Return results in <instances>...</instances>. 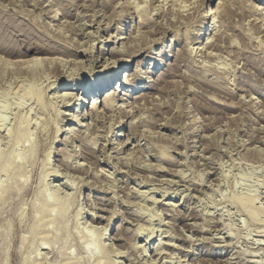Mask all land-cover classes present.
Segmentation results:
<instances>
[{
	"label": "rangeland",
	"instance_id": "374dc122",
	"mask_svg": "<svg viewBox=\"0 0 264 264\" xmlns=\"http://www.w3.org/2000/svg\"><path fill=\"white\" fill-rule=\"evenodd\" d=\"M201 1L180 7L162 0H0V264H264V68L251 65L264 64V33L253 34L264 24V0H227L231 24L214 15L223 0ZM125 17L131 28L120 41L113 37ZM186 17L197 31L178 27ZM201 27L203 43H190ZM138 35L151 48L123 56ZM218 37L230 49L210 58L207 48ZM40 43L45 54L29 52ZM68 45L66 53L54 49ZM102 50L110 53L103 58ZM179 50L189 61L169 56ZM57 58L65 71L48 67ZM114 59L130 60L129 67L104 71ZM161 60L168 62L164 75L152 79L169 81L168 91L139 83L155 86L127 102L117 92V107L105 116L101 107L98 118L86 115L90 103L77 100L92 103L94 94L63 100L73 78L87 89L117 78L124 93L131 84L124 79L138 80ZM202 77L212 90H202ZM51 169L58 177L44 181ZM247 197L256 211L236 201Z\"/></svg>",
	"mask_w": 264,
	"mask_h": 264
},
{
	"label": "bare ground",
	"instance_id": "6f19581e",
	"mask_svg": "<svg viewBox=\"0 0 264 264\" xmlns=\"http://www.w3.org/2000/svg\"><path fill=\"white\" fill-rule=\"evenodd\" d=\"M151 1H155V0H151ZM157 1V0H156ZM233 1V0H232ZM162 2L164 3H171V5H180V7L181 6H183V7H188V5L189 6H191V5H193L194 4V2H193V0H162ZM183 2H184V5H183ZM201 2H203L204 3V0H202ZM229 2H230V0H229ZM229 2L227 1V0H223L221 3H220V5H218V7H217V9H216V12L214 13V15L215 14H217V15H219L218 17L219 18H226L227 19V22H229V24H231L232 22H233V12L234 11H232V7H231V5L229 4ZM164 3V4H165ZM187 4V5H186ZM108 5V4H107ZM111 5V4H110ZM166 5H168V4H166ZM203 5V4H202ZM202 5L201 6H198L199 7V10L201 11V9H203L202 8ZM233 6V5H232ZM176 7V6H175ZM182 7V8H183ZM157 9V8H156ZM140 10V9H139ZM63 13H65V12H63ZM67 13V12H66ZM113 14H115V13H113ZM74 15H77V14H74ZM79 15V14H78ZM153 15V14H152ZM213 16V15H212ZM253 16V15H252ZM112 17V16H111ZM139 17H142L143 19H144V15H143V13H141V12H139ZM183 17V16H182ZM177 18V17H176ZM215 18V17H214ZM174 19V18H173ZM183 19V18H182ZM119 20V18H118V15L116 14V15H114L112 18H111V20H110V22H117ZM236 20V19H235ZM123 21L126 23L125 25L124 24H122V25H120V26H118V34L119 33H121L122 31H124L125 30V32H128L129 31V27L131 26V24H130V20H127V17H125L124 19H123ZM142 21V20H141ZM169 21V20H168ZM261 21V20H260ZM176 22V21H175ZM215 22V21H214ZM142 23H145V21H143ZM2 24V23H1ZM78 24V23H77ZM146 24V23H145ZM173 24V23H172ZM188 25L189 27L188 28H194L196 31H197V25H196V27L194 26V22H193V19H192V17H186L185 19H184V21H181V19L180 20H177V25H178V27H180V26H182V25ZM239 24V23H238ZM248 24V23H247ZM251 24V23H250ZM261 24V23H260ZM174 25H176V24H174ZM221 25H223V24H221ZM3 26V25H2ZM5 27H7V26H5ZM84 27V26H83ZM3 28V27H2ZM131 28V27H130ZM146 28V27H145ZM235 28V27H234ZM7 30L8 28H4L3 29V31L4 30ZM14 29V28H13ZM16 29V28H15ZM227 29V28H226ZM233 29V28H232ZM224 30H225V28H224ZM199 31V34H198V38L195 40V41H193V38H191L190 37V43H191V41H192V43L193 44H198V43H203V40L202 41H199L200 40V38L203 36V27H201V29L200 30H198ZM217 31V30H216ZM234 31V30H233ZM241 31V30H240ZM250 31V30H249ZM252 31V30H251ZM11 32H13V31H11ZM62 32V31H61ZM151 32V31H150ZM154 32H156V30L154 31ZM153 32V33H154ZM191 32V31H190ZM219 32V31H218ZM222 32V31H221ZM236 32V31H235ZM253 32V31H252ZM195 31H193V34L195 35ZM264 33V24H263V26H261V27H257L256 28V30L253 32V34H256V35H259V34H263ZM9 34H11V33H9ZM245 34V33H244ZM252 34V35H253ZM4 35V32H2L1 33V35H0V41H2L3 40V36ZM12 35H14V34H12ZM22 35V34H21ZM24 35V34H23ZM120 36H115V37H113V38H118L119 37V40L121 41V40H124L125 39V37H124V34H119ZM177 35H179V34H177ZM231 35V34H230ZM247 35H249V34H247ZM251 35V34H250ZM249 35V36H250ZM5 36H7V34L5 35ZM14 36H16V35H14ZM8 37V36H7ZM33 37V36H32ZM228 37V36H227ZM246 37V36H245ZM263 37H264V35H263ZM6 38V37H5ZM4 38V39H5ZM27 38V37H26ZM37 38V37H36ZM35 38V39H36ZM129 38V37H128ZM131 38V37H130ZM130 38H129V40H130ZM219 38V37H218ZM226 38V37H225ZM224 38V39H225ZM248 38V37H247ZM16 39V38H15ZM24 39V38H23ZM22 39V40H23ZM205 39H207L206 37H204V40ZM216 39V38H215ZM219 39H221V37L219 38ZM222 39H223V37H222ZM221 39V41L220 40H218V41H220V43H217V44H215V43H213V45H210L209 46V48H207L208 50L209 49H212V52H210L209 53V57L210 58H213L211 55L213 54V52L214 51H217V52H223V53H226L225 52V50H228V49H230V45H229V41L227 42L226 40H222ZM243 39V38H242ZM251 39V38H250ZM250 39L248 38V40L250 41ZM6 40V39H5ZM12 40V39H11ZM21 40V39H20ZM26 40H28V39H26ZM34 40V39H33ZM33 40H32V42H33ZM38 40H39V38H38ZM41 40V39H40ZM178 40H180V39H175L173 42H176V41H178ZM229 40V39H228ZM4 41V40H3ZM3 41H2V43H3ZM7 41H8V39H7ZM42 41V40H41ZM103 41V40H102ZM189 41H187L188 43H189ZM209 41V40H208ZM16 42V41H15ZM31 42V41H30ZM69 42V41H68ZM152 42V41H151ZM211 42V41H210ZM216 42V41H215ZM245 42V41H244ZM1 43V42H0ZM28 43V42H27ZM35 43H37L36 42V40H35ZM128 43V46H127V48H125V50H119L122 54H123V56H132L134 53H136V52H139L138 54H140V52L141 51H145V49L147 48V47H150V43L149 42H147V40H145V38L144 37H142L141 35H138L136 38H134V40H132V38H131V43L129 44V42H127ZM189 43V44H190ZM249 43V42H248ZM257 43V42H256ZM24 44H25V41H24ZM33 44H34V42H33ZM41 44V43H40ZM65 44H67V43H65ZM72 44V43H71ZM188 44V45H189ZM211 44V43H210ZM244 44V43H243ZM246 44H247V42H246ZM261 44H262V42H261ZM2 45H5V44H2ZM7 45H9V44H7ZM6 45V46H7ZM12 45H13V43H12ZM16 45V44H15ZM37 46H34V47H32V48H30L31 50L29 51L30 53H33V54H43L44 53V51L43 50H45V48H44V46H42V44H41V46L42 47H39L40 45H38V44H36ZM44 45V44H43ZM54 45V44H53ZM56 45V44H55ZM78 45H79V43H78ZM207 45V44H206ZM1 46V45H0ZM57 46H59V44L57 45ZM60 46H62L61 44H60ZM77 46V45H76ZM241 46H243V45H241ZM244 46H245V44H244ZM243 46V47H244ZM15 47V46H14ZM64 47V46H63ZM78 47V46H77ZM191 47V46H190ZM204 47H206V46H204ZM233 47V46H232ZM249 47V46H248ZM253 47V46H252ZM261 47V46H260ZM1 48V47H0ZM9 48V47H8ZM70 48H71V46H65L64 47V50L63 49H61V48H59V47H54V49L56 50V52L58 51V52H61V53H66V52H68L69 50H70ZM73 48H75V44H74V47ZM89 48V47H88ZM93 48V47H92ZM151 48V47H150ZM203 48V47H202ZM201 48V49H202ZM251 48V47H250ZM254 48V47H253ZM89 49H91V48H89ZM148 49V48H147ZM192 49V48H191ZM200 49V48H199ZM255 49V48H254ZM2 50V49H1ZM7 50V49H6ZM53 50V49H52ZM51 50V51H52ZM73 51H75V49H72ZM84 50V49H83ZM93 50V49H92ZM92 50H91V52H92ZM198 50V49H197ZM243 50V49H242ZM111 52H112V50H110ZM117 51V50H116ZM201 51H203V50H201ZM206 51V50H205ZM239 51V50H238ZM47 52V51H46ZM56 52H54V53H56ZM77 52V51H76ZM83 53H87L88 52V49H87V51H86V49L84 50V51H82ZM91 52H90V54H91ZM93 52H94V50H93ZM115 52V51H114ZM235 52V51H234ZM233 52V53H234ZM240 52H241V50H240ZM108 53H110V52H108ZM107 52H105V50H102V54H103V58L105 57V55L106 54H108ZM150 53L151 54H159V53H155V51H153V50H151L150 51ZM190 53V52H189ZM193 53V52H192ZM45 54V53H44ZM89 54V53H88ZM137 54V55H138ZM206 54H207V52H206ZM87 55V54H86ZM137 55H135V56H137ZM188 54H187V50H179L178 52H176L175 53V55L173 56V55H169L170 57H173V58H175L176 57V62L178 61V62H182V63H186L187 61H189V58H188V56H187ZM215 55H217V54H215ZM215 55H213V56H215ZM205 57V56H204ZM154 59V57H150V59ZM1 59V58H0ZM61 59V58H60ZM129 59V58H128ZM38 60V58H36V57H32V58H30L29 59V63H33V65H35V66H37V61ZM40 60V59H39ZM49 60V59H48ZM59 59L57 58V59H51L49 62H48V67H51V66H53V67H55V69H61L62 71H65V69H66V66L63 64V63H61V62H59L58 61ZM62 60V59H61ZM60 60V61H61ZM115 60V59H114ZM113 60V62H112V64H110L108 67H106L105 68V70L104 71H106V70H109L111 67H112V65H113V67L115 68V71H120V70H122L123 68H128L129 67V64H130V60H127V59H118V60H115L114 61ZM210 60V59H209ZM213 60V59H212ZM69 61V60H68ZM92 62H95V59L93 60H91ZM109 61V60H108ZM65 62V61H64ZM76 62V61H75ZM256 61H254V64H251V65H254V67H256L257 69H261V71L263 70V66H264V64H260L259 62H257V63H255ZM191 63V62H190ZM201 63V62H200ZM65 64H68V63H65ZM166 65H168V62L167 61H159V62H157V63H154V64H152V65H150L149 67H147L146 68V71L144 70V72H143V74H142V76L137 80V78L136 79H132L131 78V80H125L124 79V85H128V84H130V85H128V87L125 89L126 90V92H122L121 91V86H118V80L119 79H117V78H113V77H108V78H106V81L104 82V83H102V84H99L98 86H95V87H92V88H88L87 89V86L85 85V83H84V79H79V81H77V80H75V78H73L72 80H70V82L69 83H71V81L72 82H74V84H72V85H70L71 87L69 88L70 89V91H68V92H66V90L64 89L63 91L65 92L64 94H63V100L65 99V100H68V102H69V100H70V104L72 103V100H74L75 98H78L77 96H79V95H90V94H94V96H93V98H92V103H91V101L90 102H88L87 101V98H86V100L84 99H77V100H80V101H82V102H84V103H90L91 104V107H90V110H87V111H85V113H86V115H88L89 114V116H90V114L92 115V116H94V118L95 117H97L98 118V116H97V114H100L99 113V111L102 109L101 107H103V110L106 112L105 114L104 113H101V115L102 114H104V116L105 115H107V112L110 114V112H112V111H114V109L117 107V105L115 104V100L116 99H118L119 98V95L117 94V92H120V95L122 94L123 95V97L124 98H122V99H120L121 101H128V97H131L132 99H134L138 94H141V92H139V90H144V89H152L153 88V86H155V84H157L158 83V81L157 80H153L152 78H154L156 75H158V74H162V75H164L161 71H163L164 69H163V67L161 68V66H166ZM38 66L40 67V65L38 64ZM208 66V65H207ZM206 66V67H207ZM59 67V68H58ZM204 67H205V65H204ZM47 69V68H46ZM76 69V68H75ZM75 69H73V70H75ZM79 69V68H78ZM54 71V70H53ZM52 71V72H53ZM76 71V70H75ZM103 71V72H104ZM139 71V70H138ZM176 71H177V69L175 70V73H176ZM50 72V71H49ZM68 72V69H67V71H66V73ZM174 72V71H173ZM54 73V72H53ZM169 73V72H168ZM175 73H173L172 75L174 76V74ZM38 74V73H37ZM44 74V73H43ZM45 74H46V72H45ZM73 74H75V72L73 73ZM113 74V73H112ZM112 74H111V76H112ZM39 75V74H38ZM41 75V74H40ZM48 75V74H47ZM46 75V76H47ZM52 75H54V74H52ZM161 75V76H162ZM169 75V74H168ZM171 74H170V76H172ZM172 76V77H173ZM176 76V75H175ZM38 77V76H37ZM40 77V76H39ZM118 77V76H117ZM126 77V76H125ZM184 77V76H183ZM201 77V76H200ZM199 77V78H200ZM202 78H205V77H202ZM39 79V78H38ZM113 79L114 80H116V86L115 85H113ZM167 79V78H166ZM159 80V79H158ZM168 81V80H167ZM0 82H1V80H0ZM150 82H153V83H155L154 85H152V86H148V85H144V86H142V84H139V83H146V84H149ZM167 83H169V81L168 82H166L165 80L162 82L161 81V83H158V86L159 87H161L160 88V90L161 89H166L165 87H167L166 86V84ZM201 84V85H200ZM200 86H201V88H202V90L204 91V92H208V89L210 88L211 90H212V87H213V85H212V83H210L208 80H206V78H205V80L204 79H202V80H200ZM69 85V84H68ZM110 85H112L111 87H110V89H107V87L109 88V86ZM170 85V84H169ZM215 85V84H214ZM40 87V86H39ZM38 87V88H39ZM38 88H36V89H38ZM42 88V87H41ZM41 88H40V90H41ZM157 88V87H156ZM67 89V88H66ZM68 89V90H69ZM168 89H169V87H168ZM220 89H222V88H220ZM157 90V89H156ZM159 89H158V91H160ZM210 90V91H211ZM216 90V89H215ZM214 90V91H215ZM218 91H219V89H217ZM217 90H216V92L215 93H217ZM227 90V89H226ZM241 90V89H240ZM39 91V90H38ZM166 91H168L167 89H166ZM225 91V90H224ZM36 92V93H35ZM35 92H33L32 94H30L33 98H36V103H38V106H39V104L41 103L42 104V98H41V96H40V92L38 93L37 91H35ZM162 92V91H161ZM163 92H165V91H163ZM60 93V92H59ZM142 93H144V92H142ZM160 93V92H159ZM221 93H223L222 91H220V93H218L217 95H219V97H221L223 94H221ZM132 94V95H131ZM43 95V94H42ZM62 95V94H61ZM142 95V94H141ZM221 95V96H220ZM59 95H57V97H58ZM54 98H55V96H54ZM58 98H60V97H58ZM58 98H57V100H58ZM59 100H61V104H64L63 103V101H62V99H59ZM75 101V100H74ZM134 101V100H133ZM117 102V101H116ZM147 102V101H146ZM66 104V103H65ZM70 104H68V106L70 105ZM118 104V103H117ZM129 104V103H128ZM128 104L126 105V106H120V105H118L119 106V109L121 110L122 108H124V109H127V107H128ZM133 104V103H132ZM210 104V103H209ZM146 105V104H145ZM67 106V105H66ZM136 106H137V104H136ZM139 106V105H138ZM137 106V107H138ZM137 107H135L134 106V108H133V110H135ZM142 107V106H141ZM101 108V109H100ZM100 109V110H99ZM123 109V110H124ZM102 110V111H103ZM132 110V111H133ZM101 111V112H102ZM103 111V112H104ZM117 112H118V109L116 110ZM158 111V110H157ZM124 112H126V114L125 115H127V113H129V112H127V110L125 111L124 110ZM159 112V111H158ZM37 113V112H36ZM77 113H79V111H77ZM85 113H83L82 114V119L85 117ZM113 113H115V112H113ZM119 113V112H118ZM121 113V112H120ZM123 113V112H122ZM60 114H62V113H60ZM159 114V113H158ZM80 115H81V113L80 114H78L77 116L75 115V116H73L72 115V117H71V119H70V121L71 122H78L79 121V117H80ZM123 115V114H122ZM125 115H124V117H125ZM130 115V114H129ZM65 116H70L69 114H66ZM91 116V117H92ZM104 116H100L101 117V119L102 118H104ZM99 117V118H100ZM120 117H121V114H120ZM180 117V116H179ZM26 118V117H25ZM107 118V117H106ZM106 118H104L105 120L104 121H106ZM101 119H99L98 120V122H100L99 124H101ZM103 120V119H102ZM1 121L2 120H0V130L2 129V127H3V125L1 124ZM117 121V120H116ZM161 121V120H160ZM96 122H97V119H96ZM122 122V121H121ZM25 124V123H24ZM105 124V123H104ZM195 124V123H194ZM97 125V124H96ZM149 125V124H148ZM168 124H166V125H164V126H167ZM23 126V125H22ZM30 126V125H29ZM111 126V125H110ZM113 126V125H112ZM115 126V125H114ZM116 127V126H115ZM194 127V126H193ZM14 128V127H13ZM210 128V127H209ZM3 130V129H2ZM113 130V129H112ZM59 131L61 132L62 131V129H59ZM114 131V130H113ZM14 132V131H13ZM16 132V131H15ZM109 132H111L112 133V131L110 130ZM3 133V132H2ZM12 133V131H10L9 132V134L8 135H10ZM15 134V133H14ZM137 134H138V132H137ZM197 134V133H196ZM16 135V134H15ZM18 137L21 135V134H19V132H18ZM7 136V135H6ZM14 136V135H13ZM136 136V135H135ZM21 137V136H20ZM13 140V139H12ZM23 140V139H22ZM211 142V141H210ZM122 149V148H121ZM121 149H119V150H121ZM120 152V151H119ZM134 152H136V151H134ZM30 153V152H29ZM91 153V152H90ZM93 153V152H92ZM91 153V154H92ZM87 155H88V152L86 153ZM91 154H89V156L91 155ZM106 154V153H105ZM131 154V153H130ZM135 154V153H134ZM93 155V154H92ZM137 155V154H136ZM6 156V155H5ZM84 156H86L85 154H84ZM101 156V155H100ZM9 158L11 159V157L9 156ZM68 158H69V156H68ZM70 158H71V156H70ZM7 159H8V157H7ZM72 159V158H71ZM86 159V158H85ZM87 159H89L88 157H87ZM97 159V158H96ZM84 160V159H83ZM18 161V160H17ZM68 161H70V160H68ZM73 161V160H72ZM75 161V160H74ZM19 162V161H18ZM93 162V161H92ZM49 163V162H48ZM74 163V162H73ZM71 165H72V163H71ZM75 165V164H74ZM77 165H78V163H77ZM77 165H76V167L75 168H78L77 167ZM79 166V165H78ZM83 166V165H82ZM90 167V166H89ZM8 168V167H7ZM49 168H50V165H49ZM68 168V167H67ZM73 168V167H72ZM74 168V169H75ZM13 169V168H12ZM52 169H54V168H52ZM51 169V171L49 172V173H47V175L44 177V181L48 178V177H50V176H57L58 177V173L56 172V171H54V170H52ZM121 169V168H120ZM3 170H6V166H2V171ZM46 170V169H45ZM47 171V170H46ZM56 172V173H55ZM3 173H4V171H3ZM46 173V172H45ZM6 174V173H5ZM4 174V175H5ZM44 176V175H43ZM64 176V175H63ZM60 177V176H59ZM99 177V176H98ZM48 180V179H47ZM22 181V180H21ZM43 181V182H44ZM71 186V185H70ZM45 191V190H44ZM47 191V190H46ZM45 191V192H46ZM49 194V193H48ZM47 195V194H46ZM45 195V196H46ZM140 195H142V194H140ZM144 195V194H143ZM146 196V195H145ZM56 198V197H55ZM233 200V199H232ZM236 200V199H235ZM237 202H239V203H241L242 205H245L246 204V206L245 207H248V211H249V209L250 208H252V211L254 212V211H256L257 209H255L254 207H250V203H247V202H251L252 201V203H254V199L253 198H238L237 200H236ZM159 202V201H158ZM71 203V202H70ZM251 203V204H252ZM247 204L249 205V206H247ZM173 206V205H172ZM52 207H55V206H52ZM51 207V208H52ZM174 207V206H173ZM253 208L255 209V210H253ZM246 210V209H245ZM251 210V209H250ZM55 211V210H54ZM56 212V211H55ZM249 212H251V211H249ZM253 212L252 213H250V214H253ZM53 213V212H52ZM61 214V213H60ZM52 215V214H51ZM81 216V215H80ZM52 217V216H51ZM82 217V216H81ZM36 218V217H35ZM41 218V217H40ZM49 218V217H48ZM47 218V219H48ZM68 222V221H67ZM8 223V222H7ZM48 223V222H47ZM46 223V224H47ZM65 225V224H64ZM34 226V225H33ZM48 227V226H47ZM84 231V230H83ZM46 232V231H45ZM47 233V232H46ZM54 233V232H53ZM64 233V232H63ZM140 233V232H139ZM33 234V233H32ZM52 234V233H51ZM66 234V233H65ZM74 234V233H73ZM77 235V234H76ZM139 235V234H138ZM143 235V234H142ZM9 236V235H8ZM264 236V235H263ZM78 237V236H77ZM31 238V237H30ZM73 239V238H72ZM173 240V239H172ZM76 242V241H75ZM82 242V241H81ZM261 242V241H260ZM69 243V242H68ZM63 244V243H62ZM67 244V243H66ZM95 243L94 242H92V243H90V244H87L86 246H85V248L86 249H92V246L94 245ZM40 245H41V243H40ZM46 245V244H45ZM52 245V244H51ZM58 245V244H57ZM60 245V244H59ZM69 245V244H68ZM78 245V244H77ZM83 245V244H82ZM261 245V244H260ZM79 246V245H78ZM80 246H81V244H80ZM32 247V246H31ZM41 247V246H40ZM83 247V246H82ZM140 247V246H139ZM58 248H59V246H58ZM84 248V247H83ZM4 249V248H3ZM79 249V248H78ZM82 249V248H81ZM263 249V248H262ZM83 250V249H82ZM145 251V250H144ZM29 252V251H28ZM59 252V251H58ZM65 252V251H64ZM80 252V251H79ZM84 252H86V250L84 251ZM93 252H95V251H93ZM72 253V252H71ZM159 253V252H158ZM163 253V252H162ZM56 254V253H55ZM68 254H70V253H68ZM124 254V253H123ZM71 255V254H70ZM74 255V254H73ZM79 256H81L80 254H78ZM56 256V255H55ZM59 256V255H58ZM75 256V255H74ZM44 260V259H43ZM156 260V259H155ZM37 262H39V261H37ZM157 262V261H156ZM173 262V261H172ZM171 262V263H172ZM71 264V263H70Z\"/></svg>",
	"mask_w": 264,
	"mask_h": 264
}]
</instances>
